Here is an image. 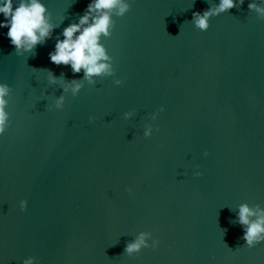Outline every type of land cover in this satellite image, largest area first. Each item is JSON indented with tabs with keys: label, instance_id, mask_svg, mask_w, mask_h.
I'll return each instance as SVG.
<instances>
[{
	"label": "water",
	"instance_id": "obj_1",
	"mask_svg": "<svg viewBox=\"0 0 264 264\" xmlns=\"http://www.w3.org/2000/svg\"><path fill=\"white\" fill-rule=\"evenodd\" d=\"M88 2L43 0L58 27L33 53L0 35V264H264L236 223L241 203L264 208V19L245 0L200 31L192 13L219 0H132L102 40L123 83L97 78L49 110L63 93L48 72L83 76L48 53ZM142 231L158 246L125 254Z\"/></svg>",
	"mask_w": 264,
	"mask_h": 264
},
{
	"label": "clouds",
	"instance_id": "obj_2",
	"mask_svg": "<svg viewBox=\"0 0 264 264\" xmlns=\"http://www.w3.org/2000/svg\"><path fill=\"white\" fill-rule=\"evenodd\" d=\"M75 2V0H74ZM132 0H89L83 13L78 15L76 22L69 23L63 28L56 39L52 51L48 53V60L56 66H67L73 75L83 73L81 79L65 81L63 77L57 78L51 71L48 72V84L59 85L62 95L56 97L49 106L56 110H62L65 103V94L77 96L84 84L95 85L97 78L113 77L115 85H121L123 81L115 78L113 58L107 53L102 42L109 38L114 29V17H123L129 12ZM195 0H193V4ZM245 0H219L215 6H209L203 11L192 13L191 23L200 31L209 28L211 17L223 14L232 8L241 7ZM264 0H251L247 7L250 12H255L257 17L264 19ZM58 25L53 23L52 15L47 10L43 0H0V29H7L3 35L14 47L17 56L25 53H33L38 44L45 43L53 36V31ZM62 37V38H61ZM12 89L8 83L0 81V136L10 126V113L7 110L11 98ZM159 112L164 108L160 107ZM134 113H123L125 120L130 119ZM157 113H152L150 119L155 121ZM93 118H89L92 122ZM158 131L159 129H155ZM154 127L152 123L144 125L143 136H152ZM207 156V152L204 153ZM199 177L202 173L197 170L193 173ZM131 194V189H126ZM19 208L24 211L27 201H19ZM237 220L242 230V239L245 245L251 249L264 242V208L259 205L249 206L247 203L238 205ZM149 240L151 243L149 244ZM159 241L152 239L150 232H139L135 239L127 243L125 254L131 256L139 253L143 248L155 249ZM21 264H39L37 257L28 256Z\"/></svg>",
	"mask_w": 264,
	"mask_h": 264
}]
</instances>
